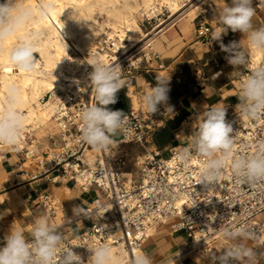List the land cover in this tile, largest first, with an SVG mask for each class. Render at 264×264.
Returning <instances> with one entry per match:
<instances>
[{
	"label": "built area",
	"instance_id": "1",
	"mask_svg": "<svg viewBox=\"0 0 264 264\" xmlns=\"http://www.w3.org/2000/svg\"><path fill=\"white\" fill-rule=\"evenodd\" d=\"M256 8L262 9V2H257ZM200 17L197 34L202 42L213 45V27L206 13ZM145 18L147 23L152 20ZM123 31L124 36H116L114 40L100 36L94 50L85 55L70 51L78 60H63L61 86L54 94L51 92L42 99L45 101L52 97L56 104L53 120L57 133L49 137L51 142L43 148L29 133H25L32 148H13L20 157L14 181L25 179L33 182L51 176L54 183L62 179L85 193L91 189L99 192L80 215L89 224L88 228L75 237L63 238L62 249L73 248L85 262L91 255L89 248L106 244L112 250L125 254V264H132L134 256L143 252L145 241L152 236L150 231H156L160 225H169L173 234L185 235L195 246V252L207 261L205 250L217 255L214 244L225 238L224 229L233 226L254 232L256 239L252 241L264 247V181L254 184L238 182L228 167L218 181L204 186L200 170L206 159L191 146L172 148L168 157L157 149L151 150L136 159L137 171L130 174L115 167L112 161L114 154L110 156L105 150L96 155L93 162L89 159L87 153L95 148L82 139L81 114L84 108L95 103V96L89 80L93 69L86 60L103 59L110 66H121L123 88L119 93L126 89L125 94L132 105L125 111L127 125L119 133L117 145L152 142L155 131L166 119L159 120L156 114L149 113L142 105L135 108L132 103L130 86L135 88L137 75L148 73L152 68L151 62L158 56L150 43L141 46L145 41L132 48L128 29L123 28ZM252 70L251 66L245 69L240 77L241 83ZM228 122L234 128V156L255 155L264 144V115L258 120H250L242 118L240 113L229 118ZM185 150L191 152L188 159L182 158ZM25 165L28 168H23ZM36 197L38 204L45 206L50 216L63 211L53 195L42 192Z\"/></svg>",
	"mask_w": 264,
	"mask_h": 264
},
{
	"label": "clouds",
	"instance_id": "2",
	"mask_svg": "<svg viewBox=\"0 0 264 264\" xmlns=\"http://www.w3.org/2000/svg\"><path fill=\"white\" fill-rule=\"evenodd\" d=\"M253 3L254 0H231V5L219 12L218 26L211 33L212 40L219 42L220 49L227 54L225 59L234 68L246 66L249 60L242 41H232L227 45L223 43V37L229 31L242 33L247 38L249 47L264 51V27L257 28L253 24L256 15ZM51 11L50 3H42L39 12L32 5L25 4L24 0H4V3H0V52L6 51L10 62L18 69L25 72L35 70L36 56L41 53V37L38 32H28L27 29L37 15L43 19ZM14 38L18 43L10 50L7 49L5 46ZM86 63L93 69L89 80L95 103L82 111V139L95 149L105 150L127 125L125 112L109 107L117 103V95L123 88L121 66H110L103 59L86 60ZM169 84L170 79L156 77L155 85L143 98V104L149 113H160L161 107L163 112L174 111L168 103ZM238 100L237 106L243 117L258 120L264 115V65L256 67L242 81ZM19 103L18 91L10 87L6 102L0 108V144L11 146L19 142L25 123ZM226 117V108L213 105L203 113L196 130L192 149L206 159L200 170L201 184L212 185L228 167L238 182L248 181L254 184L264 181V144L255 155L234 156V128ZM190 155L191 152L185 150L182 158L188 159ZM81 214L83 209L74 206L73 215ZM223 235L232 243L218 255L205 250L209 264H259L264 251L245 243L256 239L254 232L233 226L224 229ZM63 243L62 234L46 218H37L30 239L15 228L4 236L3 246H0V264H88V261L91 264H121L114 257L111 247L106 244L89 248L91 255L85 262L73 248L62 249ZM132 264H152V260L147 254L141 253L134 256Z\"/></svg>",
	"mask_w": 264,
	"mask_h": 264
},
{
	"label": "bare ground",
	"instance_id": "3",
	"mask_svg": "<svg viewBox=\"0 0 264 264\" xmlns=\"http://www.w3.org/2000/svg\"><path fill=\"white\" fill-rule=\"evenodd\" d=\"M206 1L189 0L185 3V0H26L25 4L32 5L37 12H39L42 3H50L52 11L43 19L37 15L34 22L27 29L28 32H38L41 37L39 41L41 53H38L39 58L37 59L35 70L25 72L18 69L10 62L6 51L0 52V108L6 102L9 88L14 87L19 95V110L25 117L24 128L19 142L11 146L0 144V147L3 148L1 150L14 152L13 148L15 146L18 148L28 146L31 149L32 146L28 143L29 136H32L34 140V133L44 131L48 127L54 129L52 131L53 134L57 133L56 123L53 120L56 104L52 97L45 101L42 99L51 92L54 94V91L61 86L63 60L65 58H69L72 61L78 60L70 54V51L79 55H85L88 51L94 50L96 41L100 35L101 37L109 36L110 39L114 40L116 36L123 37L125 33L123 28H127L130 33L128 35L133 44L132 48L145 41L141 46L150 43L153 46V50L164 54L167 50L162 42V39L167 40L165 34L176 22L187 19L189 23H192L196 18L205 14L202 5ZM161 7L167 8L170 12L169 21L160 22L154 27L153 31L146 34L137 24L136 15H140L141 18L145 16L153 18V16H158L157 13L161 10ZM98 15L101 16L102 21L97 20ZM186 26L184 24L183 28ZM17 43L18 40L14 38L5 47L10 50ZM249 50L251 68L254 70L256 67L264 65V51H258L251 47H249ZM134 90V86H130L132 103L137 108L138 99ZM148 90L150 91L151 88L149 87ZM141 105L146 109L143 102ZM241 117L245 118L242 115ZM25 133H29L28 139ZM38 143L42 148L44 147L43 144ZM116 145V139H114V143L105 149V151L108 152L110 147L114 148ZM33 146H35L34 142ZM102 151L94 149L88 152L87 155H89V159L93 162L95 156L102 153ZM25 167L27 168V165L23 168ZM55 181H61V186L58 190L73 216V207L79 206L75 200V195L70 193L69 188L65 185V181L62 179ZM41 214L42 212H40V217L38 216V218H46L45 215L42 214L41 216ZM65 218L68 220L70 215L61 211L56 221L58 224L60 222L62 224ZM150 233L154 235L155 230L152 229ZM112 251L114 257L121 264H125V254L116 250ZM141 253L144 254L142 251L139 254ZM192 255L200 257L199 253L195 252V246L189 242V244L182 247L179 254L164 264H174L181 256ZM88 264H91V262L89 261Z\"/></svg>",
	"mask_w": 264,
	"mask_h": 264
},
{
	"label": "crops",
	"instance_id": "4",
	"mask_svg": "<svg viewBox=\"0 0 264 264\" xmlns=\"http://www.w3.org/2000/svg\"><path fill=\"white\" fill-rule=\"evenodd\" d=\"M0 3H4V0H0ZM175 32L177 33V36L173 34L168 36L170 39L169 42L174 43L175 41L181 40L183 46L176 47L179 44L177 42L176 45L168 49L167 45L164 44L167 49L166 52L159 56L157 55L158 58H155L151 62L152 68L148 73L144 72L143 74H145V78L148 77V75H153L155 77L160 76L170 79V89L174 87L176 90H180V76L185 67V62L190 63L202 59L211 61L212 59H210L209 53L212 52L209 47L204 44L191 40L193 30L191 27H188V25L184 28L182 26L181 29H179V32L175 29ZM188 42H191L192 45L188 46ZM190 47L195 53L192 59L186 55L187 49ZM221 75H223V72L221 70L217 71L212 78L216 83H197L195 87H192L193 85L191 86V93L176 95L178 100L175 98L174 102L177 103L176 106L178 108L182 107V110H180L179 113L184 111L186 115L181 126L174 131L171 143L159 147L155 143V134L157 130L165 126L168 120L174 119L172 118L173 115L160 124L154 133L152 142L141 146L147 149L148 152L159 148L163 150V152L159 149L157 150L162 153L172 148L183 146V144L184 146H190L195 138L198 125L203 118V113L213 105H219L227 109V120L231 117L237 116V112H241L237 106L239 103L238 96L240 89L233 84V81H230L226 77L225 79L222 78L221 81V79H219ZM178 81L179 84L177 83ZM219 81H221V83ZM146 84L149 87L151 85L150 82H147ZM142 93H144V95L146 94L144 89L141 94ZM161 119L162 118H159V120ZM47 140L49 144L51 141L50 139ZM19 160L20 157L15 154V152H8L6 150L0 151V246H3L4 236L13 228L20 230L27 238H30L34 222L38 216L40 217V212L46 216L47 220L51 222V225L55 227L59 233L62 234V230H64L67 234L66 238L75 237L81 231L86 230L89 224L88 226L85 225L83 222L85 219L80 215L72 216L66 203L61 198V193L58 190L61 186V181L54 183L51 181V176H45L33 182H29L25 179L20 180L19 182L14 181V175L20 165ZM38 185H41L44 188L41 192L38 191ZM65 185L69 188L70 193L75 195V200L81 209L95 200L94 198V200L92 199L91 201L87 200L85 198L86 195L94 193L96 198L99 193L95 189H91L88 193H85L73 183L65 182ZM42 192L53 195L57 202L60 205L62 204V212L69 214L70 218H68V220L65 218L63 219L62 224L61 222L58 224L56 219L61 214V210H59L56 215L50 216L45 206L38 204L36 200V196ZM189 242L190 240L185 235L173 234L170 231L169 225H160L155 231V234L145 241L143 252L151 258L152 264H164L172 257L179 254L182 247L189 244ZM231 243L232 242L226 237L216 241L214 244L216 254H220L226 247L230 246ZM245 243L253 248L264 251V247L253 241H245ZM174 264H209V262L199 256L192 255L186 257L181 256ZM259 264H264V256H261L259 259Z\"/></svg>",
	"mask_w": 264,
	"mask_h": 264
},
{
	"label": "rangeland",
	"instance_id": "5",
	"mask_svg": "<svg viewBox=\"0 0 264 264\" xmlns=\"http://www.w3.org/2000/svg\"><path fill=\"white\" fill-rule=\"evenodd\" d=\"M24 2H26V0H24ZM257 2H261V0H254L253 6L255 8H256ZM262 4H263V9L261 10V9L256 8V15H255L254 20H253V24L257 28L264 27V2H262ZM230 5H231V0H214V1L207 0L202 5V8H203L204 12L206 13L208 21L211 24V26L213 27V29L218 26L219 12L224 7H227ZM160 9L161 10L157 13L158 16H156V17L153 16L152 20L149 23H147L145 17L142 19L140 17V15H138V16L136 15L135 18H136L137 24L142 28V30L146 34L153 31L154 27L156 25H158L160 22L169 21V16L171 14L169 15L170 12L168 11V9L165 7H161ZM200 13H201V11H200ZM212 14H214V15H212ZM97 20L102 21L101 16L98 15ZM200 20H201L200 16L198 18H196L195 21L192 23H189L187 21V19H182L179 22H176L175 25H173V27L170 28V30L165 34V36L167 37L168 40L162 39L163 44L167 45L168 49H170L171 47L176 45L177 42L179 44L176 47L183 46L181 40L175 41L174 43H170L169 42L170 39L168 38V36L171 34L177 36L175 29L179 32V29H181L183 24H186V25H188V27H191L193 30L191 40L195 41V42H200V43L204 44L205 46L209 47V49L212 52V53H209V56H210V59H212V60L206 61L205 59H202L200 61L195 60V61H192L190 63L185 62V65H184L185 67L183 68V70H182L183 72L180 76L181 77V79H180L181 83L179 84V81L177 82L179 84L180 90H178V89L176 90V88L172 87L170 89V92H169L168 103L170 106L173 107L174 111L173 112H163L164 109H163V107H161V112L156 114V116L158 118H163V119L166 118L168 120L169 117L172 115H173L172 118H175L179 114V111L182 110V107L178 108L176 106L177 103L174 102L176 95L177 94L182 95V94L191 93L192 87H195V85L197 83H200V84L216 83V81H214L212 78L214 77L213 76L214 73H216L217 71L221 70L223 72V75H221V77L219 78V79H221V81H222V78L225 79V77H226L230 81H233V84L236 85L240 89L241 84H242L240 82V77L243 74V72L245 71V69L247 67L251 66L250 50L248 47V40H247V38L243 37L242 33L229 31V33L223 37V43L226 45L232 41H236V42L242 41V45H243L244 49L246 50L248 60H249L248 64L244 67L234 68L225 59L227 54L220 49L219 42H215L213 45H208L205 42L201 41V39L199 38L197 31H196V27L200 23ZM128 34L130 35V33H128ZM100 36H99V38H100ZM187 45L191 46L192 43L188 42ZM153 52H155L158 56L161 55V53H157L155 50H153ZM186 55L188 57H190V59H192L193 56L195 55L194 50H192L191 47L188 48ZM38 58H39V55L37 54L36 60ZM152 77L154 78V81H152V80L150 81L148 79V77L145 78V74H143V73H139L137 75V83H136L134 92L137 94L138 107H141V104L143 102L142 100L144 97V93L141 94L142 90L144 89L146 93H148V91H149L148 90L149 86L146 83L150 82V84H151L150 88L153 87L156 83V77L153 75H152ZM221 81H219V82L221 83ZM122 92L124 94V99L126 101V107L128 108L132 105L131 100L128 99V97L125 94L127 92L126 89H125V91H122ZM240 113L241 112H237L236 115H239ZM53 130L54 129H51L48 127L44 131H38L37 133H34L33 138L37 142H40L41 144H43L44 147H46V146H48V140L47 139H49V136L53 134V132H52ZM118 137H119V134L116 135L113 139H118ZM190 146L192 147V144H190ZM157 149H159V148H157ZM159 150H161V149H159ZM161 151L163 152V150H161ZM108 152H109L110 156H112L114 154L112 161H113V164L115 167L120 168L121 171L124 173H130V172L136 173V171H137L136 166H135L136 159L138 157L146 155L150 151L148 152L147 149L143 148L140 144H137V143H130V144L120 143V144L114 146V148H112V149L110 147V151H108ZM163 155H164V157H168L170 155L169 150L164 152ZM27 168H28V166H27ZM12 177H13V175H12ZM37 187H38V191H40V192L44 189L43 186H41V185H38ZM85 198L87 200L91 201L93 198L95 199V194L90 193V194L86 195ZM83 222L85 225L88 226V223L86 220H84ZM169 223L170 224L175 223V221L169 222ZM77 230H78V228H77ZM62 236H63V238L67 237V234L65 233L64 230H62Z\"/></svg>",
	"mask_w": 264,
	"mask_h": 264
},
{
	"label": "trees",
	"instance_id": "6",
	"mask_svg": "<svg viewBox=\"0 0 264 264\" xmlns=\"http://www.w3.org/2000/svg\"><path fill=\"white\" fill-rule=\"evenodd\" d=\"M148 79L151 81H154V78L152 75H148ZM118 104H122L124 106V112L126 111V101L124 99L123 92H120L118 94L117 103L110 105L109 107L112 110L118 109ZM186 113L184 111H181L174 119L168 120L163 128H160L157 130L155 134V143L159 147H163L169 143H171L173 139V133L174 131L181 126V123L183 119L185 118Z\"/></svg>",
	"mask_w": 264,
	"mask_h": 264
},
{
	"label": "water",
	"instance_id": "7",
	"mask_svg": "<svg viewBox=\"0 0 264 264\" xmlns=\"http://www.w3.org/2000/svg\"><path fill=\"white\" fill-rule=\"evenodd\" d=\"M117 110H121L124 112V106L122 104H118V109Z\"/></svg>",
	"mask_w": 264,
	"mask_h": 264
}]
</instances>
